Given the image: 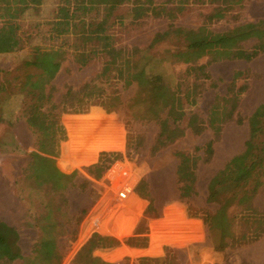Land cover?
<instances>
[{
  "label": "rangeland",
  "instance_id": "rangeland-1",
  "mask_svg": "<svg viewBox=\"0 0 264 264\" xmlns=\"http://www.w3.org/2000/svg\"><path fill=\"white\" fill-rule=\"evenodd\" d=\"M28 1L0 0V103L4 101L5 96H20L22 116L23 105L27 106L32 100L21 93L18 86L25 81L28 73L36 72L31 67L24 66V62L32 53L31 45L40 42L42 36L54 31L58 6L71 3V0H44L38 8L28 10L16 20L21 26L27 47L17 53L5 54L3 49L8 43L6 35L1 33L3 26L11 14L19 11ZM95 2L89 5L91 9L89 13L93 15L97 11L101 16L105 11L104 6L101 5L103 7L99 10H94L98 8L97 5H93ZM180 6L183 8L181 11ZM215 6L210 0H155L153 10L142 14L133 10L131 2H125L116 7L114 14L118 18L113 19L115 21L103 35L108 36V42L118 50L138 47L160 57L185 47L175 37L150 48V43L157 33L165 32L172 27L196 29L207 24L213 31L227 32L238 25L264 18V0H244L223 19L211 22L207 16L213 12ZM256 42L251 39L245 46L251 48ZM89 49L93 55L107 51L104 45L97 44L94 40L89 42ZM62 51L65 59L52 82L54 101L59 103L70 87L78 91L87 82L96 83L97 87L83 103L70 107L61 114L55 127L59 154L56 158L47 157L44 161L45 168L46 162L60 159L62 153L68 159L72 157L70 154L76 153L77 156H81L78 151L82 144V135L95 127L98 115L106 123L104 125L106 134L99 138L102 140V137L103 139L106 137L107 141L102 145L95 144L94 148H102L106 155L103 159L107 162L118 154L125 157L122 161H117L98 180L84 169L103 161L98 158L94 160L92 155L91 159L86 162L80 161L71 169V171L78 169L79 176L75 184L66 190L68 203L57 209L59 220L64 213L68 214L64 219L67 223L63 220L64 225H68V234L71 233L70 219L73 220L72 236L67 238L64 233L59 239L61 253L64 255L61 264H73L78 251L94 233L118 241V244L107 248L97 247L94 252L104 262L110 264H169L172 260L176 261V264H264V216L243 217L239 214V209H230L236 246L224 252H217L214 249L209 237L208 220L198 216L201 210L214 214L219 209L220 204H207V186L210 179L232 156L244 150L249 133L247 121L242 124L232 121L224 125L220 136L214 140L210 128L196 135L186 128L185 119L182 124L186 131L185 135L157 154H153L151 146L159 133V125L132 119L126 104L134 96L136 85L127 82L126 78L131 68L119 60V54L114 56L116 63L108 67H105V57H94L89 65L79 68L72 58V51L68 48ZM211 62L208 57L197 62L198 65L209 64L211 80L205 82L200 89V83L195 85L198 86V92L199 90L201 92L199 94L194 91L195 93L190 94L195 101L185 99L188 115L196 113L201 119L208 120L215 99L230 96L229 92L233 87L235 91L245 88L236 113L242 118H248L256 107L264 102V53L252 61ZM144 63L145 59L142 60V64ZM189 67L190 64L169 61L162 64L160 71L163 70L168 83L174 86L178 79L186 78V70ZM193 81L192 77L185 80L188 88L194 87ZM112 89L120 91L124 103L117 111H111L104 101L105 93ZM83 107L81 115L72 112ZM229 110L228 104L225 111ZM72 117H78L73 131L76 137L67 140L65 136H69V132L65 120ZM17 125L24 126V123L19 122ZM22 139L25 143L30 141L27 134ZM211 140L214 141V153L207 162L201 159L197 170L198 194L188 201L181 199L176 173L178 154H196L204 157L205 145ZM15 142L17 140L12 134L11 126L4 122L0 123V161H6L5 165L8 164L9 168L12 167L15 173L19 174V168L25 166L31 157L26 154V149L21 151L6 149ZM197 147L202 149L196 150ZM64 150L67 152L64 153ZM129 150L132 152L131 158L126 157ZM13 153L15 155L7 161V156ZM92 153L94 151L90 154ZM46 175L50 180L56 179L48 170ZM141 180L148 183L146 189L152 196L155 213L158 216H148L147 232L135 237V230L146 217L145 211L149 204L147 199L134 191ZM28 195L29 201L33 202L35 196L33 192L29 191ZM255 204L260 211L264 210V188L255 198ZM75 213H78L79 220L77 236L74 233ZM24 225L22 241L25 252L29 253L36 232L32 224L27 222Z\"/></svg>",
  "mask_w": 264,
  "mask_h": 264
},
{
  "label": "trees",
  "instance_id": "trees-1",
  "mask_svg": "<svg viewBox=\"0 0 264 264\" xmlns=\"http://www.w3.org/2000/svg\"><path fill=\"white\" fill-rule=\"evenodd\" d=\"M210 1L216 5L213 12L207 16V19L212 22L223 19L229 11L244 0ZM43 2L44 0H29L19 11L11 14L1 31L6 35L8 43L7 47L3 49L5 54L17 53L27 47L21 26L16 20L20 19L28 10L38 8ZM94 2L95 0H71L72 4L58 6L54 31L42 36L40 42L31 45L32 53L29 59L24 62V66L31 67L36 72L28 73L25 81L18 86L20 92L32 100L27 106L23 105L24 116L20 112L22 108L20 96L13 97L8 94L9 96H5L4 101L0 103V123L4 122L13 126L17 120L24 119L34 135L35 150L30 155V161L24 166L23 184L33 192V196L36 193L39 194L45 204L40 216V236L28 257L21 254L17 244L20 238L18 232L0 221V264H11L17 259L24 260V264H61L64 255L61 253L62 246L59 239L63 237L64 233L67 238L73 233L72 218L69 227L71 233L68 234V225L63 223L68 214L64 213L59 220L57 209L63 207L64 203H68L69 197H67L66 190L70 185L75 184L79 170L76 169L53 183L46 175L44 161L47 157L50 159L58 157L59 148L55 127L61 114L68 108L83 103L86 97L93 93L97 84L87 82L78 91L70 87L59 103L54 101L52 82L65 59L62 54V50L65 48L72 51V58L79 68L89 65L94 57H105V67H108L110 64L116 63L117 60L114 56L117 54H119V60L131 68L126 79L128 83H135L136 91L126 105L133 120L154 122L159 125V133L151 146L153 154H157L185 135L186 131L182 127L185 119H187L186 128L196 135L202 134L210 128L213 131L214 140L220 136L224 125L232 121H236L238 124L247 121L249 133L244 150L232 156L225 166L210 179L207 186V204H220L219 209L214 214H210L207 210H201V214H198L199 217L208 220L209 237L217 252H224L228 248L235 247L233 217L229 210L239 209V214L243 217L264 216V210L260 211L255 204V198L264 188V102L259 104L248 118H242L236 111L240 96L245 88L235 91L232 87L229 92L230 96L215 99L209 119L203 120L196 113L188 115L186 101H195L190 96L191 93L201 94L200 90L198 92V86L195 85L200 83V89L205 82L211 80L208 71L209 64L198 65L197 62L200 59L208 57L212 62L222 60L252 61L264 53V18L256 22L238 25L227 32L213 31L207 24L196 29L172 27L170 30L157 33L150 43V48L175 37L185 47L157 57L138 47L118 50L108 42V36L103 35L115 21L113 19L118 18L114 14L118 5L131 2L134 11L145 14L153 10L155 0H98L93 5L98 6L94 10H99L104 6L105 11L101 16L97 11L93 15L89 13L91 10L89 5ZM181 7L180 11L183 9ZM251 39L257 42L253 47L248 48L245 43ZM91 40L104 45L107 51L99 55L91 54L89 49ZM143 59H145L144 64H142ZM169 61L190 64L186 70V78L178 79L174 86L168 83L163 70L160 71L162 64ZM189 77L194 79L192 89L185 84V80ZM120 94L117 89L108 90L105 93L104 101L111 111H117L124 105ZM228 104L230 110L226 112ZM83 111L84 107L72 112L81 115ZM77 119L78 117H72L65 120L69 132V136H65L67 140L76 137L73 131ZM105 124V121L98 115L95 127L82 135V144L79 153L77 152L81 156H77L76 153L70 154L72 157L68 155L71 157L68 159L62 153L60 159L46 162L48 171L54 176L67 174L75 164L80 161L86 162L91 159L90 155H92L94 160L103 161L86 166L84 169L93 178L97 180L102 178L106 171L125 157L118 154L105 162L103 158L106 155L102 148H94L95 144L102 145L107 141L106 137L104 139L102 137V140L99 138L106 134ZM213 143L214 141L211 140L205 145L204 157L196 154H178L179 163L176 173L181 199L188 201L198 194L197 170L201 159L203 162L211 159L214 153ZM201 149L202 147L196 148V150ZM92 151L95 154H90ZM66 152L67 150H64V153ZM131 156L132 152L129 150L126 157L131 158ZM147 184L145 180H141L134 189L139 196L149 201L145 211L146 217L138 224L134 233L135 237L147 232L146 219L148 216H158L155 213L156 208L152 196L146 189ZM24 195V199L29 204V211L33 212V202L29 201L28 194L24 193ZM74 217V233L77 236L78 213H75ZM64 222L67 223V220ZM116 244H118L117 240L94 233L78 251L73 264H110L104 262L94 252L97 247L107 248ZM169 264H176V261L172 260Z\"/></svg>",
  "mask_w": 264,
  "mask_h": 264
},
{
  "label": "crops",
  "instance_id": "crops-1",
  "mask_svg": "<svg viewBox=\"0 0 264 264\" xmlns=\"http://www.w3.org/2000/svg\"><path fill=\"white\" fill-rule=\"evenodd\" d=\"M23 122L24 126L17 125L19 122ZM12 128V134L17 140L14 144H11L9 148H6L8 151L10 149H18L23 150L26 149L29 156L35 150L34 147V135L32 131L29 129L26 121L24 119L17 120ZM27 134L28 138L30 137L29 143L23 141L22 138ZM3 150V148H2ZM9 154L8 160L10 161V157L15 155L14 153L10 156ZM6 161H0V221L7 224L8 226L15 229L19 234V240L17 242L20 247L21 254L24 257H28L31 254L33 245L37 242L40 236V216L42 214V209L44 208L43 199L39 196V194H35L32 208L33 212L29 211V204L26 202L24 193L28 194L30 189L28 187H24V175L23 169L24 165L19 168V174H16L13 168H9V165L6 164ZM46 170H48L46 168ZM74 171V170H73ZM73 171L68 172L67 174H62L56 176V179H51V182H56V180L62 176L69 175ZM55 177V176H54ZM44 198V197H43ZM29 223L33 225V228L36 232V237L32 241L31 250L29 253H26L24 250L23 244V228L24 224ZM11 264H24V260L17 259Z\"/></svg>",
  "mask_w": 264,
  "mask_h": 264
}]
</instances>
